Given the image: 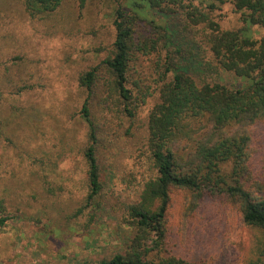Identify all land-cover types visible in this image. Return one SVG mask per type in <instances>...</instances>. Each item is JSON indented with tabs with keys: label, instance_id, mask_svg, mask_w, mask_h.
Here are the masks:
<instances>
[{
	"label": "rangeland",
	"instance_id": "1",
	"mask_svg": "<svg viewBox=\"0 0 264 264\" xmlns=\"http://www.w3.org/2000/svg\"><path fill=\"white\" fill-rule=\"evenodd\" d=\"M119 1L69 0L38 19L23 0H0V204L10 217L0 229V264H97L123 252L136 233L128 206L156 174L147 150L148 114L159 101L150 60L139 70L152 92L134 118L108 108L103 87L91 99L103 182L91 202L84 157L89 137L81 109L89 94L79 78L111 54ZM150 12L144 14L157 15ZM212 14L222 28L244 25L233 0ZM253 34L261 37L264 29L256 26ZM221 77L227 85L242 83L230 72ZM249 130L243 183L254 190L264 182V118ZM170 195L162 256L264 264V230L246 225L233 202L217 195L194 201L179 188Z\"/></svg>",
	"mask_w": 264,
	"mask_h": 264
},
{
	"label": "trees",
	"instance_id": "2",
	"mask_svg": "<svg viewBox=\"0 0 264 264\" xmlns=\"http://www.w3.org/2000/svg\"><path fill=\"white\" fill-rule=\"evenodd\" d=\"M66 1L23 4L31 18L43 19ZM76 1L84 5L86 0ZM226 1H119L111 54L80 75L89 94L81 109L89 137L84 149L89 202L103 188L91 105L96 89L103 87L100 98L119 117L134 118L152 92L139 70L148 59L159 92L148 114L147 137L156 174L145 183L141 199L128 206L136 233L123 252L97 264H198L161 255L173 188L187 191L194 201L223 196L238 206L246 225L264 230V182L254 190L243 183L249 172V126L264 118V34H253L256 26L264 29V0H233L244 21L235 29L222 28L212 14ZM146 9L160 16H146ZM224 72L242 83L225 84ZM211 74L216 79H209ZM3 210L0 204V229L10 219Z\"/></svg>",
	"mask_w": 264,
	"mask_h": 264
}]
</instances>
